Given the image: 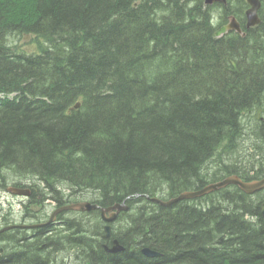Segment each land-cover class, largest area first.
Wrapping results in <instances>:
<instances>
[{
	"label": "trees",
	"instance_id": "16d2710c",
	"mask_svg": "<svg viewBox=\"0 0 264 264\" xmlns=\"http://www.w3.org/2000/svg\"><path fill=\"white\" fill-rule=\"evenodd\" d=\"M261 2L248 29L247 0H0V180L38 183L28 213L78 193L103 208L129 199L112 238L96 210L88 231L70 219V235L36 231L0 264H54L46 241L82 264H264V191L150 200L264 177ZM233 17L245 35L218 38ZM113 239L125 251L110 253Z\"/></svg>",
	"mask_w": 264,
	"mask_h": 264
},
{
	"label": "water",
	"instance_id": "95a60500",
	"mask_svg": "<svg viewBox=\"0 0 264 264\" xmlns=\"http://www.w3.org/2000/svg\"><path fill=\"white\" fill-rule=\"evenodd\" d=\"M247 3L249 5V9L246 12L247 28L250 29V28L256 27L259 24H261V18H260L259 14H260V10L262 8V2H261V0H247ZM214 4H223V5L227 6L228 0H206V5L214 6ZM230 31H236L239 34H243V29H242L241 24L234 17L230 20V22L227 25L223 26L222 28H220L216 32V36L218 38H220ZM231 185L238 186L245 193L250 194V195H254L257 192L264 190V177L262 179H259V180L244 181L239 176L232 175V176H229V177H227L221 181L211 183V184L205 186L204 188H202L201 190L184 192L178 198H174V199H171L169 201H164V200H161L159 198H153L152 201L157 202L163 206H170V205H173V204H175V203H177L183 199H192V198L202 197V196H205V195L210 194L212 192H216V191L225 189ZM11 191L16 195L27 196V197L31 196V191L27 190V189L18 190V189L12 188ZM73 209H75L77 211H84V212L86 211L89 213H91L95 210H101L103 219L107 223H112L118 219L119 215L122 212L128 211L129 206L126 205V202H123L121 204H116V205L109 207L107 209H105V208L101 209L99 204L92 203V202H84V203L75 204L73 206ZM108 213L110 214L109 216H107ZM262 214L264 216V204L262 206ZM54 217L55 216L52 217V219L50 220V222L48 224L31 226V228H38V227H42L45 225H49L50 223L53 222ZM106 232H107V237H109V238L112 237V228L110 225L106 226ZM107 250L109 252H112V253H118V252L125 251V248L120 244V241L118 239H116V240H114V247L113 248L107 247ZM143 253L148 257H161L162 256L161 253L153 251L149 248L143 249Z\"/></svg>",
	"mask_w": 264,
	"mask_h": 264
},
{
	"label": "rangeland",
	"instance_id": "374dc122",
	"mask_svg": "<svg viewBox=\"0 0 264 264\" xmlns=\"http://www.w3.org/2000/svg\"><path fill=\"white\" fill-rule=\"evenodd\" d=\"M21 7H22L21 16H25V14L28 12V3L22 4ZM21 40H25L27 42H30L29 39H21ZM21 40H20V43L18 45L21 46L22 49L28 50V51L34 49V47H31L30 44L26 45L25 42H22ZM8 173H9V176H7L6 180H3L2 177L0 180V229L2 227H4L5 225L10 224L11 222H13V224L26 222L25 221L26 214H25L24 208H25V204L28 203V200L24 197L16 196L10 192L7 193V189H6L7 186L18 185L20 187H32L31 188L32 190H33V188L38 187V183L35 184V183L31 182L30 180H28V177L18 176L14 172H8ZM37 190H38V188L36 189V191ZM61 197H62L61 199L63 200V202H61V205H59L58 201H53V200H51V198H49L46 201V204L44 205V207L39 208V210L42 208V211L40 212V216L42 217V221L43 220L45 221L49 218V215H51L52 209L56 203L59 205L60 209L65 208L68 205H71L76 201H83L84 200L85 202L91 201L92 203H94V201L90 197V194L78 193V194L74 195L73 198L63 197V196H61ZM147 198H149V197H147ZM24 202H25V204H24ZM31 208L35 209V206L31 207ZM61 217L65 218L64 219L65 221L61 220V222L62 221H64V222H62V223L58 222L59 225L56 226V228L54 229L55 232H53L51 234L54 237H56V234L59 235V232L62 229V224H64V227H63L64 229H63L62 233L65 232L64 233L65 235H70V232H71V229H72V226L74 225V223H80V222H84V221L86 222L87 231H88L89 230V224H88L89 219L91 220L93 218V215H91V213H78L75 211L68 210V211L62 212ZM100 217L102 219V222L105 225V222L103 221L104 220L103 217L101 215H100ZM69 219L74 220L75 222L74 223H70V222L68 223ZM28 222H31V221H28ZM104 231H105V229H104ZM6 232H8V231H6ZM47 234L44 232L40 233L38 235V239L39 240H45V239H47V236H48V238H51V237H49L51 235H47ZM3 235L4 234H0V237ZM10 235H12V234L10 233ZM8 237L10 238V240L13 239L11 236H5L6 239ZM58 238L59 237L57 236V239ZM55 243L56 242L51 243V242L46 241V243H44V245L48 244V246H44L42 244H40V245H41V247H49V250L47 252H51L53 249H55V246H53ZM58 245H59L58 247H60V244H58ZM0 246H2L1 242H0ZM47 249L42 248V251H46ZM57 252L58 251H56L54 254H57ZM62 257H64V258H62ZM62 257L59 253L57 259L55 261L53 260L54 264H82V260L78 259V257L73 255V254L71 256H69L67 254H63ZM61 259H64V261H61Z\"/></svg>",
	"mask_w": 264,
	"mask_h": 264
},
{
	"label": "bare ground",
	"instance_id": "6f19581e",
	"mask_svg": "<svg viewBox=\"0 0 264 264\" xmlns=\"http://www.w3.org/2000/svg\"><path fill=\"white\" fill-rule=\"evenodd\" d=\"M205 2H206V0H205ZM214 5H223V4H214ZM222 28V27H221ZM243 34L245 35V33L243 32ZM76 107L77 108H79L80 107V103L79 104H77L76 105ZM18 176H21V174L19 175L18 174ZM213 183V182H212ZM18 189V190H21V189H27V190H30L31 191V193H33V190L31 189L32 187H20V186H18V185H12V186H7V193H12V194H14L12 191H11V189ZM262 191H264V190H261V191H259V192H262ZM259 192H257V193H259ZM184 193V192H183ZM213 193V192H212ZM212 193H210V194H212ZM182 194V193H181ZM180 194V195H181ZM14 195H16V194H14ZM180 195H178L177 197H175V198H178ZM207 195H209V194H207ZM207 195H205V196H207ZM16 196H18V195H16ZM205 196H202V197H205ZM73 197V196H72ZM202 197H198V198H202ZM156 198H159V197H156ZM152 199L153 198H150V200L152 201ZM159 199H161V198H159ZM171 199H174V198H169V199H161V200H164V201H169V200H171ZM195 199H197V198H192V199H183V200H195ZM36 200V199H35ZM127 200H125L124 202H126ZM182 201V200H181ZM85 201L83 200V201H76V202H74L73 204H71V205H68L67 207H65V208H59V205L56 203L55 205H54V207H53V209H52V213H51V215H49V218L47 219V220H45V221H43V222H41L42 221V217L40 216V212L42 211V208L44 207V206H42V208L39 210V208L40 207H36L35 206V209L33 208H31V210L33 211L32 213H28L26 210H25V214H26V218H25V221L26 222H23V223H14V224H12V226L11 227H9V228H7L8 230V232H6V231H4L3 233H4V235L5 236H11V235H9V233L10 232H15V233H17L19 236H16V235H12L11 237L13 238V239H8V240H10L8 243H7V247H8V249L6 250V252H4L3 253V255H0V257H2V256H4V255H8V254H10L11 252H13V251H15V250H18L19 248H21V245L23 244V243H25L26 241H33V240H35V235H36V231H37V233L39 232V234L40 233H42V232H44V231H47L48 232V229L49 228H52V227H54V225L56 224V226H58L59 224H58V222L59 223H62L61 222V213L62 212H65V211H68V210H70V211H75V212H78V213H89V212H84V211H77V210H75V209H73V206L75 205V204H79V203H84ZM89 202H91V201H89ZM152 202H154V201H152ZM154 203H157V202H154ZM24 204H25V202H24ZM157 204H159V203H157ZM126 205H127V203H126ZM160 205V204H159ZM100 206V205H99ZM114 206V205H113ZM160 206H163V205H160ZM170 206H172V205H170ZM170 206H163V207H170ZM263 206V205H262ZM32 207H34V206H32ZM101 207V206H100ZM110 207H112V206H110ZM103 207H101V209H102ZM107 208H109V207H106L105 209H107ZM39 211V212H38ZM261 213H262V211H261ZM100 214H101V216H102V212H100ZM110 214L108 213L107 214V216H109ZM53 216H55L54 217V220H53V222L52 223H50L49 225H45V226H42V227H38V228H31V226H37V225H43V224H48L49 222H50V220L52 219V217ZM262 216H263V214H262ZM103 217V216H102ZM263 218H264V216H263ZM28 221H31V222H28ZM104 222H105V225H104V229H105V234H106V237H107V232H106V226L107 225H110L111 226V228H112V237H113V224L116 222V221H114V222H112V223H107L105 220H103ZM64 229V228H63ZM70 231V230H69ZM112 237H110V238H112ZM56 238V237H55ZM108 239H110L109 237H107ZM114 240H116V239H113V243H112V247H109V246H105L106 247V249H107V247H109V248H113L114 247ZM41 247V246H40ZM124 247V246H123ZM125 248V247H124ZM147 248H149V247H147ZM143 249H145V248H143ZM149 249H151V248H149ZM151 250H153V249H151ZM153 251H155V250H153ZM142 252H143V250H142ZM157 252V251H156ZM110 253H112V252H110ZM159 253V252H158ZM113 254H115V253H113ZM145 255V254H144ZM148 257V256H147ZM151 258H153V257H151Z\"/></svg>",
	"mask_w": 264,
	"mask_h": 264
},
{
	"label": "flooded vegetation",
	"instance_id": "af4514ba",
	"mask_svg": "<svg viewBox=\"0 0 264 264\" xmlns=\"http://www.w3.org/2000/svg\"><path fill=\"white\" fill-rule=\"evenodd\" d=\"M39 212V211H38ZM44 221V220H43ZM43 221H41V222H43ZM12 224H13V222H11L10 224H8V225H5L4 227H2L1 229H0V234H4L3 232L4 231H7L8 229L7 228H9V227H11L12 226ZM56 228V224L54 225V227H52V228H49L48 229V232L47 231H44V233H48L47 235H51L53 232H55V229ZM8 239H10L9 237L6 239L5 238V235H3V236H1L0 237V242L2 243V246H0V255H3V253L4 252H6V250L8 249V247H7V243L9 242V240ZM37 241H39L40 242V240H38L37 239ZM59 244V242H56L53 246H55V252L56 251H58V245ZM48 246V245H47ZM42 248H45V249H47L46 251H48L49 250V247H42ZM58 255H59V253L56 255V254H54V258H53V260L55 261L56 259H57V257H58Z\"/></svg>",
	"mask_w": 264,
	"mask_h": 264
}]
</instances>
